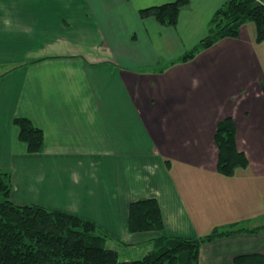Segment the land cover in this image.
<instances>
[{
	"label": "crops",
	"instance_id": "1",
	"mask_svg": "<svg viewBox=\"0 0 264 264\" xmlns=\"http://www.w3.org/2000/svg\"><path fill=\"white\" fill-rule=\"evenodd\" d=\"M172 1L0 0V169L14 204L79 216L141 252L162 235L264 226V39L246 21L182 60L226 0H188L173 25L140 13ZM16 116L43 131L40 152ZM228 117L247 159L232 175L217 170L214 139ZM141 198L158 202L161 230L128 231ZM254 253L264 227L204 243L199 264Z\"/></svg>",
	"mask_w": 264,
	"mask_h": 264
},
{
	"label": "trees",
	"instance_id": "2",
	"mask_svg": "<svg viewBox=\"0 0 264 264\" xmlns=\"http://www.w3.org/2000/svg\"><path fill=\"white\" fill-rule=\"evenodd\" d=\"M187 3L188 0H174L142 9L140 13L173 25ZM246 21L254 22L256 40L262 41L264 5L258 0H226L213 14L207 36L181 59L192 58L199 49L210 47L220 39L237 37ZM12 122L27 151L40 152L43 131L27 117L16 116ZM214 139L220 173L232 175L236 168L246 165L244 152L236 147L235 126L229 117L218 123ZM11 191L10 173L0 169V264H199L200 248L204 243L242 230L214 228L209 234L194 238L162 235L137 254L130 250L131 245L124 248V242L108 244L97 227L84 218L36 204H14L10 199ZM162 228L161 210L156 199L141 198L130 204L129 232ZM233 264H264V254L239 255L233 259Z\"/></svg>",
	"mask_w": 264,
	"mask_h": 264
},
{
	"label": "rangeland",
	"instance_id": "3",
	"mask_svg": "<svg viewBox=\"0 0 264 264\" xmlns=\"http://www.w3.org/2000/svg\"><path fill=\"white\" fill-rule=\"evenodd\" d=\"M258 1H260V0H258ZM260 2H261V1H260ZM209 27H211V24H210ZM9 173H10V172H9ZM10 175H11V173H10ZM261 222H262V220H253V219H249V220H246V221L242 222V224L245 225V226H243L242 224H241V225L234 224V225H232L231 228H232V229H238V228L247 227V228L249 229V231H251V232H256V231H258L260 228L264 227V226H260V225H261V224H260ZM263 225H264V223H263ZM95 227H96V225H95ZM229 227H230V225L222 226V227H217V228L220 229V230H227V229H229ZM253 227H259V228H253ZM108 244H111V245H117V241H116V240H111V239H109ZM121 245H122V244H121ZM122 246H124V248H125V246H128V244L124 243ZM130 250H131L133 253H137V254L141 252V251H139V250H137V249H134V248H131ZM129 256H130V259H134L133 256H131V255H129ZM120 259H121V260L124 259L123 255L120 256Z\"/></svg>",
	"mask_w": 264,
	"mask_h": 264
}]
</instances>
